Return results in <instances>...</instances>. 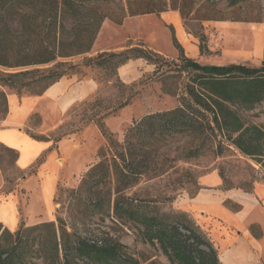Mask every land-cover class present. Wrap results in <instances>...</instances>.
<instances>
[{
	"label": "rangeland",
	"instance_id": "rangeland-1",
	"mask_svg": "<svg viewBox=\"0 0 264 264\" xmlns=\"http://www.w3.org/2000/svg\"><path fill=\"white\" fill-rule=\"evenodd\" d=\"M215 10L216 19L203 22H194L193 14L183 19L178 11L170 9L159 14L126 17L121 25L106 20L92 51L75 58L73 63L79 68L61 79L63 91L55 99L56 103L41 101L43 95L19 96L4 89L7 104L0 106V129L5 126L9 99L13 97L20 104L31 99L33 103L23 117L22 131L31 139L49 144V149L26 171L17 168V153L0 145V221L2 213L12 206L7 202L11 199L19 219L15 231H9L0 223L1 230L15 234L21 226L25 229L54 225L32 233L22 231L19 238L11 240L17 245L10 256L17 264H63V244L72 248L78 241L98 246L118 244L121 248L116 258L109 261H93L73 254L69 256V264H170L157 244L151 245L144 240L142 229L131 221V216L115 213L111 182L100 187L96 199L80 194L78 187L86 172L98 162L99 150L107 147L98 124L103 125L113 140L122 143L126 129L134 121L178 106L181 97L178 87L185 78L183 75L178 79L174 70L179 58H188L202 66H261L264 62V22H242L235 18L263 11L264 0L244 9L230 8L221 1ZM174 16L188 35V41L177 34ZM199 34L204 36L202 49L195 37ZM173 36L181 49L173 44ZM257 42L261 44L260 50ZM134 47H143L164 58L166 63L162 70L157 73L154 66L145 61L132 60L120 67L116 76H108L106 71L82 65L84 59ZM242 116L247 123L264 130V102L252 111L243 112ZM70 139H74L78 147L77 157L86 162L85 168L73 173L68 153L57 149L61 141ZM197 146V141L182 135L168 138L165 147L155 152L146 174L124 193L126 206L131 208V202L134 206H146L168 221L177 217L196 228L182 207L200 191L199 182L203 177L216 174L223 190L253 193L256 184L264 186L260 167L237 150L229 147L216 155L213 150L198 151ZM51 154L57 157L59 167L49 166L40 171ZM71 174L69 181L57 185L52 207L51 180H62ZM27 177L30 178L23 187ZM229 207L239 209L235 205ZM62 229L67 233L64 237H61ZM54 231L57 244L62 245L58 256L54 251ZM202 237L207 241L203 234Z\"/></svg>",
	"mask_w": 264,
	"mask_h": 264
},
{
	"label": "trees",
	"instance_id": "trees-1",
	"mask_svg": "<svg viewBox=\"0 0 264 264\" xmlns=\"http://www.w3.org/2000/svg\"><path fill=\"white\" fill-rule=\"evenodd\" d=\"M225 2L230 8L244 9L261 0H0V106H6L4 89L21 96L39 97L62 78L79 68L75 58L90 53L102 24L109 20L121 25L126 17L178 11L181 18L193 14L194 22L216 19L215 7ZM242 22H264V10L235 18ZM195 36V35H194ZM202 49L204 36H195ZM173 44L181 49L173 36ZM132 60H143L160 72L165 60L143 47L120 53H103L84 59L82 65L116 76L117 70ZM175 66L177 78L185 75L178 87V106L134 121L125 131L124 140H113L102 124L98 127L107 140L99 150V159L83 176L78 190L90 199L108 182L114 187V210L126 213L142 229L144 240L157 244L170 264H219L216 251L196 228L177 217L173 221L146 206H126L124 193L133 188L147 172L155 152L175 135L198 142L196 149L213 150L218 155L229 147L254 161L264 173V130L247 123L243 112L264 102V62L259 67L245 65L202 66L185 57ZM8 151L7 148H5ZM14 152V151H13ZM195 225V224H194ZM53 224L30 228L21 226L15 233L0 228V264H17L10 256L21 232L32 233ZM24 229V230H23ZM181 230L183 232H181ZM67 235L61 230V237ZM54 251L62 245L56 242ZM63 264L69 256L93 261L115 259L120 245L98 246L78 241L72 248L63 244ZM204 248V250L202 249ZM137 264V263H135Z\"/></svg>",
	"mask_w": 264,
	"mask_h": 264
},
{
	"label": "crops",
	"instance_id": "crops-1",
	"mask_svg": "<svg viewBox=\"0 0 264 264\" xmlns=\"http://www.w3.org/2000/svg\"><path fill=\"white\" fill-rule=\"evenodd\" d=\"M173 19L177 34L180 37L184 36L188 41V35L177 16ZM257 49H261L260 42H257ZM60 83L61 80L47 89L41 101L56 103L55 99L59 98L63 91ZM91 89L93 90L94 86ZM32 103L31 99H25L21 104L13 97L9 99L8 116L5 126L0 129V145L17 153V168L21 171L30 169L49 149L47 142L31 139L22 131L25 125L23 117ZM74 141V139L63 140L57 147L68 153L67 158L71 161L69 167L72 168V173L86 166V162L84 160L82 162L81 158L77 157L78 147ZM57 161L56 156L49 155L40 171L49 166L59 167ZM261 172L263 173L262 170ZM30 177L23 181V187ZM70 178L72 174L62 180L58 178L51 180L49 185L52 189L50 193L52 207L57 185L69 181ZM199 185L200 191L184 204L182 211L190 215L192 222L216 251L219 264H264V186L256 184L253 193L223 190L220 189L221 180L216 174L203 177ZM7 202L12 205L8 209L13 220L11 223H4L1 220L0 223L13 232L18 228L19 219L15 213L14 201L11 199ZM230 205L238 206L239 209H231Z\"/></svg>",
	"mask_w": 264,
	"mask_h": 264
},
{
	"label": "bare ground",
	"instance_id": "bare-ground-1",
	"mask_svg": "<svg viewBox=\"0 0 264 264\" xmlns=\"http://www.w3.org/2000/svg\"><path fill=\"white\" fill-rule=\"evenodd\" d=\"M146 35V34H145ZM1 220L4 222V223H11L12 222V217H11V214L9 211L5 210L3 213H2V218Z\"/></svg>",
	"mask_w": 264,
	"mask_h": 264
}]
</instances>
